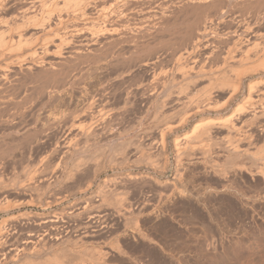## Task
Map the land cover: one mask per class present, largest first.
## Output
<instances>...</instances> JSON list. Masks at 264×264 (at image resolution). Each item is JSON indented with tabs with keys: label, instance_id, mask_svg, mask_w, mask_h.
<instances>
[{
	"label": "rangeland",
	"instance_id": "1",
	"mask_svg": "<svg viewBox=\"0 0 264 264\" xmlns=\"http://www.w3.org/2000/svg\"><path fill=\"white\" fill-rule=\"evenodd\" d=\"M127 1L91 4L97 11L103 8L102 14L113 15L107 24L116 30L110 38L104 36L100 39L101 46L95 49H101L97 55L101 54L96 58L90 52L85 55L87 58L70 59L71 64L68 59L59 62L51 58L53 65H58H52L54 70L47 66L29 72L19 67L6 79L8 82L0 80V231L33 229L41 218L70 213L73 205L85 203L97 192L107 189L110 197L116 194L110 198V203L115 198L116 201L109 204L112 209L106 206L110 219L104 230L96 238H85L83 233L80 238L72 235V242L65 246L69 250L73 248V242L82 240L78 246L81 248L79 253L60 251L61 256L56 260L53 255L58 254L60 248L56 246V254L46 253L41 259H34L38 262L33 261L34 264H264V153H261L264 150V132L262 140L254 141L255 146H249L245 140V143L240 142L242 151L234 149L235 153L230 140L237 141L238 133L235 139H230L226 131L215 129L218 130L216 133L212 129L208 137H202L200 132L206 130L203 128L199 135L185 139L192 135L196 125L208 120L225 122L231 118L236 126H240L243 124L241 121L263 111L264 65L260 62L264 61V0H218L219 3L217 0L205 3L188 0ZM20 5L24 6V2L13 5L14 9L11 7L8 14L22 8ZM245 22L263 34L260 41L254 42L243 36L241 28ZM204 24L212 30L200 36L198 33L202 32ZM198 36L204 43H216L205 53L216 52L212 63L213 68L219 67L217 74L223 75L221 72H224L234 79L236 69L240 71L241 92L233 99L226 101L227 97L223 99L224 95L216 93L210 102L205 97V92L211 89L209 82L193 87L182 78L185 68L188 70L191 65L193 54L190 50L195 53ZM109 42L111 48H104ZM235 42L242 49H250L247 56L251 60L246 57L247 60L243 58L246 61L231 63L232 69L224 68L221 59ZM254 44L259 45L258 49ZM244 49L242 52L238 49L237 55L243 54L239 57L246 56ZM104 50L109 52L105 53L107 59L103 55ZM112 52H119L120 57ZM91 55L92 61L95 58L93 63L89 61ZM114 58L118 59L115 61ZM96 59H100V63ZM183 59H187V63ZM185 83L187 89H184ZM250 83L258 84L251 97ZM168 92L175 96L180 94V97L185 93L183 98L186 97L187 106L179 111L172 103V109H164L165 114L161 117L159 105ZM212 102L215 103L214 108L208 104ZM88 105L97 107L88 116L97 117L95 114L100 109L107 111V124L102 123L96 129L88 142L91 145L79 137L72 145L78 148H73L70 153H64L63 149L56 151L55 146H63L64 132V123L58 122L86 110ZM197 105H201L198 111ZM242 106L246 107L242 111L245 114L240 117ZM257 125L252 129V126L244 125L246 128L243 129L249 135L251 131L248 130L257 131L261 128L259 125L262 126ZM242 133L240 139L242 135L244 138L247 136ZM90 151L94 155H90ZM46 243L56 245L52 240Z\"/></svg>",
	"mask_w": 264,
	"mask_h": 264
},
{
	"label": "bare ground",
	"instance_id": "2",
	"mask_svg": "<svg viewBox=\"0 0 264 264\" xmlns=\"http://www.w3.org/2000/svg\"><path fill=\"white\" fill-rule=\"evenodd\" d=\"M103 1H110V0H0V80H5L8 79L11 75V73L14 72L15 68H21L24 67L26 68V70H28L29 72H33V70L35 68H40V67H55L56 65H53L55 63L51 62V58H54L56 60H58L60 62V60L62 61L63 59H68L67 61L69 62V64H71L70 59H73V61L76 58H80L82 59V57H84L86 54H93L94 57L96 58V56L98 54L99 49L97 50V48L95 49V47L98 45H100L99 41L100 39H103L102 37L107 36L109 37L110 35H113L114 32L116 31L113 28V25L109 26L107 24L108 21H110V17L108 14L104 15L103 13V8L102 9H92V5L91 4H95V2H103ZM126 2H128L127 0H124ZM191 3H199V2H204L207 0H188V2ZM218 1V0H217ZM260 1V0H259ZM20 2H24V6L20 5L19 7L22 8H18L15 12L8 14V12L10 11L11 7L13 8L15 6V4H18ZM205 3V2H204ZM219 3V1H218ZM221 3V2H220ZM253 3V2H252ZM264 3V2H263ZM25 4H27L25 6ZM93 4V5H94ZM105 4V3H104ZM109 4V3H108ZM117 4V3H116ZM120 4V3H119ZM127 4V3H126ZM210 4V3H209ZM215 4V3H214ZM256 4V3H255ZM14 5V6H13ZM97 5V4H96ZM128 5V4H127ZM208 5V4H207ZM224 5V4H223ZM233 5V4H232ZM164 6V5H163ZM189 6V5H188ZM214 6V5H213ZM221 6V5H220ZM242 6V5H241ZM257 6V5H256ZM105 7V6H103ZM171 7V6H170ZM260 7V6H259ZM264 7V6H263ZM99 8V7H98ZM205 8V7H203ZM209 8V7H208ZM219 8V6H218ZM14 9V8H13ZM150 9V8H149ZM164 9V8H163ZM183 9V8H182ZM185 9V8H184ZM193 9V8H192ZM222 9V8H221ZM255 9V8H254ZM12 10V9H11ZM95 11L94 13L91 12ZM166 10V9H165ZM181 10V9H180ZM210 10V9H209ZM216 10V9H215ZM234 10V9H232ZM251 10V8H250ZM259 10V9H258ZM122 11V10H121ZM156 11V10H155ZM164 11V10H163ZM182 11V10H181ZM188 11V10H187ZM199 11V10H198ZM207 11V10H206ZM220 11V10H219ZM224 11V10H222ZM256 11V10H255ZM254 11V13H255ZM12 12V11H11ZM106 12V11H105ZM114 12V11H113ZM231 12V10H230ZM235 12V10L233 11ZM232 12V13H233ZM112 13V12H111ZM122 13V12H121ZM124 13V12H123ZM126 13V11H125ZM124 13V14H125ZM195 13V12H194ZM202 13V12H201ZM223 13V12H221ZM260 13V12H259ZM123 14V15H124ZM154 14V13H153ZM252 14V13H251ZM119 15V14H118ZM122 15V17H123ZM127 15V14H126ZM120 16V15H119ZM207 16V15H206ZM221 16V15H220ZM244 16V14H243ZM121 17V18H122ZM183 17V16H182ZM216 17V16H214ZM241 17V16H240ZM254 17V14H253ZM260 17V16H259ZM128 18V17H127ZM221 18V17H220ZM235 18V16H234ZM251 18V17H250ZM173 19V18H172ZM206 19V18H205ZM245 19V18H244ZM112 20V19H111ZM122 20V19H121ZM166 20V19H165ZM174 20V19H173ZM212 20H213V16H212ZM222 20V19H221ZM247 20V19H245ZM252 20V19H251ZM164 21V20H163ZM190 21V20H189ZM196 21V20H195ZM210 21V19H209ZM250 21V20H249ZM261 21V20H260ZM259 21V22H260ZM114 22V21H113ZM243 22V21H242ZM121 23V22H120ZM126 23V22H125ZM195 23V22H194ZM202 23V22H201ZM212 23V22H211ZM244 23V22H243ZM249 23V22H248ZM246 24L244 27L241 28V32L244 34H242L244 37L246 36L249 40H259L260 38H262L263 34H261L258 31H255L254 28L252 27V25ZM230 24V23H229ZM235 24V23H234ZM119 25V24H118ZM117 25V26H118ZM165 25V24H164ZM228 25V24H227ZM190 26V25H189ZM205 26V27H204ZM204 29L201 30L202 32L199 31L198 35H203L206 33H208L209 31L211 32L212 28L206 27V24H204ZM208 26V25H207ZM215 26V25H214ZM235 26V25H234ZM261 26V25H260ZM124 27V26H123ZM185 27V26H184ZM194 27V26H193ZM116 28V27H115ZM227 28V27H226ZM231 28V27H230ZM238 28V27H237ZM117 29V28H116ZM201 29V28H200ZM199 29V30H200ZM121 30V29H120ZM182 30V29H181ZM185 30V29H184ZM187 30V29H186ZM197 30V29H196ZM229 30V29H228ZM237 30V29H236ZM235 30V31H236ZM119 31V30H117ZM162 31V30H161ZM157 32V31H156ZM188 32V31H187ZM193 32V31H192ZM197 32V31H196ZM126 33V32H125ZM133 33V32H132ZM161 33V32H160ZM170 33V32H169ZM180 33V32H179ZM216 33V32H215ZM231 33V31H230ZM229 33V34H230ZM235 33V32H234ZM176 34V33H175ZM178 34V33H177ZM218 34V33H217ZM261 34V35H260ZM117 35V34H116ZM195 35V34H194ZM122 36V35H121ZM161 36V35H160ZM196 36V35H195ZM198 36V37H200ZM212 36V35H211ZM141 37V36H140ZM197 37V46H196V51L194 53L193 49L190 50L191 54H193V56L191 57L189 62V65L187 67H189V71L187 72V68L186 69V73H184L182 78L189 81V84H193V87H197L195 85L199 84V83H204V82H209L211 89L206 93L207 96H205L206 98H208V100L211 102L213 101V98H215L216 96H214L216 93L217 94H221L224 95V97H222L223 99L225 97L226 101H228L229 99L231 100V98L233 99L234 96H236L239 92H241V88H240V71L238 72L236 69V73L234 77V79H231V75H227L224 74V72L220 75L217 74V72L219 70V67L215 66V68H213L214 64L212 63V59L214 60L213 56H217L213 55L215 53H213V51L206 52L205 50L209 51L208 49L211 47V45H213L211 42H207L204 43L202 42V38H198ZM110 38V37H109ZM117 38V37H116ZM115 38V39H116ZM123 38V37H122ZM144 38V37H143ZM174 38V37H173ZM184 38V37H183ZM233 38V36H232ZM243 38V37H242ZM264 38V37H263ZM189 39V38H188ZM210 39V38H209ZM213 39V37H212ZM245 39V38H244ZM123 40V39H122ZM171 40V39H170ZM241 40V39H240ZM246 40V39H245ZM264 41V39H262ZM261 40V41H262ZM139 41V40H138ZM216 40H213V42H215ZM220 42V40H218ZM227 41V40H226ZM242 41V40H241ZM115 42V41H114ZM113 42V44H114ZM120 42V41H119ZM172 42V41H171ZM194 41V45L196 43ZM252 41V43H254ZM102 43V42H101ZM106 43V42H105ZM117 43V40H116ZM128 43V42H127ZM143 43V42H142ZM192 43V42H191ZM211 43V44H210ZM176 44V43H175ZM184 44V43H183ZM186 44V43H185ZM216 44V43H215ZM214 44V45H215ZM218 44V43H217ZM221 44V42L219 43ZM218 44V45H219ZM240 44V43H239ZM246 44V43H245ZM258 44H260L258 42ZM108 45V44H107ZM112 45V44H111ZM117 45V44H116ZM125 45V43H124ZM142 45V44H141ZM244 45V42H243ZM256 45V49L257 44ZM254 45H252L254 47ZM262 45V44H261ZM103 46H106L103 45ZM102 46V47H103ZM114 46V45H113ZM112 46V47H113ZM167 46V45H165ZM169 46V45H168ZM181 46V45H180ZM184 46V45H183ZM210 46V47H209ZM222 46V45H221ZM226 46V45H225ZM233 46V45H232ZM231 46V47H232ZM249 46V45H248ZM110 47V42L107 48ZM116 47V46H115ZM172 47V46H171ZM229 47V46H228ZM242 47V46H241ZM238 47V44L235 42L234 46L232 48H229L225 54V56L221 59L222 63V67H231L233 64L235 65L238 64V62H242L243 60L246 61L248 57L247 54L250 52V49H244V51L246 50V56H241V54L238 56L237 55V51L239 49H241L242 52V48ZM102 48V50L104 49ZM111 48V47H110ZM109 48V49H110ZM117 48V47H116ZM140 48V47H139ZM184 48V47H183ZM199 48V49H198ZM215 48V47H214ZM222 48V47H221ZM254 48V49H255ZM114 49V48H113ZM144 49V48H143ZM218 49V48H217ZM115 50V49H114ZM183 50V49H182ZM189 50V49H188ZM197 50H199L198 54H196ZM200 50H203L202 53H200ZM253 50V48L251 49ZM101 51V49H100ZM99 51V52H100ZM105 51V50H104ZM107 51V50H106ZM106 51L104 52L103 55H105L106 57ZM112 51V49L110 50ZM216 51V50H215ZM238 51V52H239ZM243 51V52H244ZM257 51V50H256ZM88 52V53H87ZM108 52V51H107ZM121 52V51H119ZM115 53L117 55V57H120V55H118V53ZM140 52V51H138ZM184 52V51H183ZM188 52V51H186ZM109 53V52H108ZM112 52V54H114ZM130 53V51L128 52ZM135 53V52H134ZM137 53V52H136ZM125 54V53H124ZM123 54V55H124ZM133 54V53H131ZM189 54V55H191ZM255 54V53H254ZM264 54V53H263ZM110 55V54H109ZM188 54H186L187 56ZM243 55V54H242ZM250 55V54H249ZM113 56V55H112ZM110 56V57H112ZM126 56V55H124ZM184 56V57H186ZM90 57V56H89ZM92 55H91V59L89 61H92ZM103 57V56H102ZM147 57V55H146ZM85 58H87L85 56ZM83 60H86V59ZM95 58L93 62H95ZM100 58V57H97ZM113 58V57H112ZM137 58V57H136ZM183 58V57H182ZM190 58V57H188ZM187 58V59H188ZM220 58V57H219ZM245 58V59H243ZM250 60L251 58L248 57ZM75 60V61H78ZM103 58H101L102 60ZM107 59V57L105 58ZM104 59V60H105ZM118 59V58H116ZM116 59L114 58V60L116 61ZM121 59V58H120ZM180 59V58H179ZM185 59V58H184ZM186 62V60H184ZM55 60V61H56ZM82 62H85L83 61ZM101 61L100 59H96L97 62ZM123 60V58H122ZM216 60V58H215ZM219 60V59H218ZM66 61V62H67ZM72 61V60H71ZM72 61V63H73ZM119 61V60H118ZM124 61V60H123ZM129 61V60H128ZM153 61V60H152ZM217 61V60H216ZM54 62V61H53ZM67 62V63H68ZM114 62V61H113ZM121 62V61H120ZM119 62V63H120ZM126 62V61H125ZM143 62V61H142ZM181 62V61H180ZM214 62V61H213ZM234 62V63H233ZM57 63V62H56ZM75 63V62H74ZM77 63V62H76ZM75 63V65H76ZM81 63V61H80ZM79 63V64H80ZM100 63V62H99ZM111 63V61H110ZM118 63V65H119ZM135 63H137L135 61ZM187 63V62H186ZM215 64L218 62H214ZM232 63V65H231ZM260 65H264L262 63H264L263 59L262 62H260ZM64 64V63H63ZM84 64V63H83ZM95 64V63H94ZM97 64V63H96ZM102 64V63H101ZM115 64V62H114ZM121 64V63H120ZM126 64V63H125ZM145 64V63H144ZM150 64V63H149ZM219 64V63H218ZM53 65V66H52ZM66 65V64H65ZM93 65V64H92ZM116 65V64H115ZM58 66V65H57ZM56 66V67H57ZM60 66V65H59ZM79 66V65H78ZM114 66V65H113ZM127 66V65H126ZM220 66V65H219ZM254 66V65H253ZM54 67L51 68V70H54ZM101 67V66H100ZM104 67V66H103ZM131 67V66H130ZM224 67V68H225ZM235 67V66H234ZM250 67V66H249ZM69 68V67H68ZM74 68V67H73ZM77 68V66H76ZM75 68V69H76ZM114 68V67H113ZM218 68V69H217ZM223 68V69H224ZM240 68V67H238ZM23 69V68H22ZM49 69V68H48ZM56 69V68H55ZM108 69V68H107ZM184 69V68H183ZM232 69V67L230 68ZM41 70V69H40ZM59 70V69H58ZM61 70V69H60ZM88 70V69H87ZM125 70V69H124ZM182 70V69H181ZM217 70V71H216ZM221 70V69H220ZM246 70V69H245ZM83 71V70H82ZM227 71V70H226ZM232 71V70H231ZM55 72V71H54ZM64 72V71H63ZM129 72V71H128ZM235 72V71H234ZM53 73V72H52ZM125 73V72H124ZM130 73V72H129ZM183 73V72H182ZM56 74V73H55ZM58 74V73H57ZM65 74V73H64ZM71 74V73H70ZM229 74V72H228ZM53 75V74H52ZM66 75V74H65ZM64 75V76H65ZM119 75V73H118ZM126 75V73H125ZM240 77H237V76ZM58 76V75H57ZM67 76V75H66ZM78 76V75H77ZM123 76V75H122ZM127 76V75H126ZM68 77V76H67ZM117 77V76H116ZM39 78V77H38ZM181 78V79H182ZM67 79V78H66ZM71 79V78H70ZM77 79V78H76ZM120 79V78H118ZM182 79V81H183ZM69 80V79H68ZM111 80V79H110ZM109 80V81H110ZM113 80V79H112ZM111 80V81H112ZM36 81V80H35ZM40 81V80H39ZM45 81V80H44ZM43 81V83H44ZM51 81V80H50ZM49 81V84H50ZM56 81V80H55ZM58 81V80H57ZM56 81V82H57ZM60 81V80H59ZM75 81V80H74ZM77 81V80H76ZM8 82V81H7ZM48 82V81H47ZM117 82V81H116ZM63 83V82H62ZM187 83V82H186ZM186 83L184 85H186ZM261 84L262 82H258V84ZM33 84V83H32ZM34 84H36L34 82ZM42 84V83H41ZM40 84V85H41ZM48 84V86H49ZM53 84V83H52ZM57 84V83H56ZM55 84V85H56ZM188 84V85H189ZM258 84H251L249 85V96L251 97L252 92L255 91V89L257 88ZM43 85V84H42ZM59 85V84H58ZM57 85V86H58ZM167 85V84H166ZM2 86V84H1ZM47 86V85H46ZM62 86V85H61ZM170 86V85H168ZM54 87V86H53ZM59 87V86H58ZM57 87V88H58ZM166 87V86H165ZM180 87V86H179ZM1 88V87H0ZM38 88V87H37ZM42 88V87H40ZM45 88V87H44ZM156 88V87H155ZM164 88V87H163ZM162 88V89H163ZM183 88V86H182ZM182 88H180L182 90ZM47 89V88H45ZM52 89V88H51ZM159 89V88H158ZM166 89V88H165ZM184 89H187V85L186 87H184ZM189 89V87H188ZM39 90V89H38ZM41 90V89H40ZM176 90V89H175ZM192 90V89H191ZM43 91V90H42ZM49 91V90H48ZM47 91V92H48ZM131 91V90H130ZM156 91V89H155ZM164 91V90H163ZM162 91V92H163ZM167 92V91H166ZM39 93V92H38ZM164 93V92H163ZM179 93V92H178ZM43 94V93H41ZM46 94V93H45ZM158 94V93H157ZM166 97L165 99H163L164 101L162 102V104L159 105V109L160 111H158V113L160 112V116L162 117L163 111L164 109H168L171 108V104L174 103L176 105V108L181 111L180 109H184L187 105L186 102V97L185 99L183 98V94L180 97V94H178L179 96H175L172 95V93H166ZM160 95V94H159ZM4 96V95H3ZM165 96V95H164ZM174 96V97H173ZM46 97V96H45ZM164 98V97H163ZM176 98V99H174ZM48 99V98H47ZM2 100V99H1ZM44 100V99H43ZM153 100V99H152ZM188 101V100H187ZM44 102V101H43ZM46 102V101H45ZM44 102V103H45ZM92 102V101H91ZM89 102V103H91ZM202 102V101H201ZM9 103V102H8ZM95 103V102H94ZM161 103V102H160ZM218 103V102H217ZM224 103V102H223ZM222 103V104H223ZM43 104V103H42ZM100 104V103H99ZM189 104V102H188ZM206 104V103H205ZM204 104V105H205ZM209 106L211 107H215V103H208ZM225 104V103H224ZM49 105V104H48ZM90 105V104H89ZM87 107V109L81 111V112H76L73 115H71L70 117H66L64 118V120H62V122H58L60 124L64 123L62 126L64 128V132H63V146H53L56 149H63L66 152L72 151V149L75 147L78 148V146H72L74 145V143L77 141V138H84V141H87V143L89 142L90 138L95 135V131L98 127L101 126V124L105 123V118L106 116H108L109 113H107V111H103V109L100 111H98V114H95L97 117L94 116H88V113L90 111H92V109H96L94 106L92 107ZM91 105H95L92 104ZM214 105V106H213ZM219 105V104H218ZM226 105V104H225ZM158 106V105H157ZM189 106V105H188ZM192 106V105H190ZM38 107V106H37ZM45 105L43 106L44 109ZM47 107V106H46ZM85 107V108H86ZM101 107V106H99ZM175 107V106H174ZM192 107H195L192 106ZM210 107V108H211ZM222 107V106H221ZM123 108V107H122ZM197 111L201 108V105H197L196 106ZM205 108V107H204ZM244 106H242V108H240L239 112L245 111ZM148 109V108H147ZM172 109V108H171ZM176 109V110H177ZM186 109V108H185ZM191 109V107H190ZM209 109V108H208ZM216 109H217V105H216ZM174 110V111H176ZM194 110V109H193ZM192 110V111H193ZM202 110V109H201ZM205 110V109H204ZM211 110V109H209ZM95 111V110H94ZM94 111H92L91 113H93ZM167 111V110H166ZM212 111V110H211ZM237 111V110H236ZM248 111V109H247ZM106 112V113H105ZM183 112V111H182ZM195 112V111H194ZM200 112V111H199ZM238 112V113H239ZM260 113V114H259ZM257 113H251L253 115H251L252 117L245 120L244 122L241 121L242 127H237L234 119L232 120L231 118H229L228 120L226 119V121H219V120H208L206 121V123L204 124H198L194 127L193 133L190 136L185 137V139L187 138H192V136L194 134H197L198 132H200V130H202L203 128L206 129L203 132L201 131L200 133H202V137L203 136H207V134L209 133V131L215 130V129H220V130H224V132L226 131V133L229 136L230 139H235V135L238 133V138L241 135L240 132L246 133V131H244V129L246 128V126H252L250 127L251 129L254 128L255 124H262L259 125L261 128L259 130H254L252 132V130H248L250 133L249 135L247 134V136H245L246 134H244L245 138L242 139L241 137V141L236 137L237 141H232L230 140V143L232 146H234V148H232V150H238V152H240V149L242 148V144H240V142L245 143V140H247V143H249V146H255L253 145L254 141H260V139L262 138V134L264 132V109L263 111ZM90 114V113H89ZM113 114V113H112ZM165 114V113H164ZM163 114V115H164ZM189 114V113H188ZM240 117L243 114L240 113ZM68 116V114H67ZM73 116V117H72ZM110 116V115H109ZM158 116V115H156ZM235 116V115H234ZM239 116V115H238ZM238 116H236L235 118H237ZM250 116V115H249ZM63 117V116H62ZM161 117L159 119H161ZM166 117V116H165ZM164 117V118H165ZM170 117V116H169ZM70 118V119H69ZM168 118V117H167ZM239 118V117H238ZM85 119V120H83ZM107 119V118H106ZM158 119V118H155ZM112 120V119H111ZM123 120V119H122ZM163 120V119H162ZM58 121V120H57ZM108 121V120H106ZM237 122H239L240 120H236ZM59 124V125H60ZM107 123H105L106 125ZM44 125V124H43ZM42 125V126H43ZM52 125V124H51ZM56 125V124H54ZM246 125V126H244ZM109 126V125H108ZM258 126V125H257ZM45 127V126H44ZM166 127V126H165ZM245 127V128H244ZM256 127V126H255ZM49 128V127H48ZM103 128V127H102ZM244 128V129H243ZM51 129V128H50ZM166 129V128H165ZM208 129V131H207ZM249 129V128H248ZM256 129V128H255ZM163 130V129H162ZM218 130H215L218 131ZM105 131V130H104ZM107 132V130L105 131ZM110 132V131H109ZM108 132V133H109ZM165 132V131H164ZM102 133V132H101ZM198 133V135L200 134ZM214 133V132H212ZM217 133V132H216ZM219 133V132H218ZM242 133V134H243ZM106 134V133H105ZM110 134V133H109ZM220 135V134H219ZM205 136V137H206ZM209 136V134H208ZM207 136V137H208ZM198 137V136H197ZM228 137V138H229ZM233 137V138H232ZM190 138V139H191ZM227 138V139H228ZM59 140V139H58ZM79 140V139H78ZM239 140V141H238ZM262 140V139H261ZM264 140V138H263ZM177 141V140H176ZM228 142V141H227ZM62 143V142H61ZM80 143V142H79ZM94 143V142H93ZM229 143V144H230ZM89 144V143H88ZM87 144V145H88ZM55 145V144H54ZM91 145V144H89ZM230 145V146H231ZM96 145H94L95 147ZM87 147V146H86ZM92 146H88L87 150H84V152H87L88 150H90ZM76 148V149H77ZM90 148V149H89ZM54 150V149H51ZM54 150V153H56ZM101 150V149H100ZM234 150V153H235ZM57 151V150H56ZM80 151V150H78ZM97 151V150H96ZM99 151V150H98ZM97 151V153H98ZM242 151V149H241ZM245 152H249V150H244ZM243 151V152H244ZM100 152V151H99ZM105 152V151H104ZM238 152L236 153L238 155ZM5 153V152H4ZM76 153V152H75ZM80 153V152H79ZM91 153V151L89 152V154ZM96 153V152H95ZM230 153V152H229ZM253 153V152H252ZM264 153V150L263 152ZM46 154V153H45ZM88 154V155H89ZM93 154V153H91ZM90 154V155H91ZM52 155V154H50ZM94 155V154H93ZM103 155V153L101 154ZM255 155V154H254ZM260 155V154H259ZM66 156V155H65ZM87 156V155H86ZM262 156V155H260ZM264 156V155H263ZM262 156V157H263ZM264 158V157H263ZM66 159V158H65ZM102 159V158H101ZM100 159V160H101ZM93 161V160H92ZM234 161V160H233ZM78 162V161H77ZM81 162V161H80ZM100 162V161H99ZM46 163V162H45ZM94 163V162H93ZM240 164V163H239ZM94 165V164H93ZM77 166V165H76ZM98 166V165H97ZM58 167V166H55ZM78 167V166H77ZM81 167V166H80ZM83 167V166H82ZM81 167V168H82ZM244 167V166H243ZM246 167V166H245ZM60 168V167H59ZM79 170V169H78ZM242 170V169H241ZM75 171V169H74ZM217 171V170H216ZM263 171V170H262ZM78 172V171H77ZM220 174V173H219ZM223 174V173H222ZM221 174V175H222ZM104 188V187H103ZM109 188V187H108ZM106 189V187L104 188ZM112 189V188H111ZM114 192V191H113ZM183 192V191H181ZM108 190L106 189L105 191L102 189L101 191L97 192L96 196H93L92 199L86 201L85 203H80L79 205H73L70 213H64L65 214H54L52 217L47 216L44 219H40L38 222H36L35 224V228H31L28 229L27 231H23L20 230L18 231L17 228L10 230L9 231H0V264H4L7 262H13V263H18L19 264H34L33 261L35 262L36 260H38V258H42L44 255H46V253H53L56 254L58 248H56V246H59L62 250H58V254L53 255L54 258L56 260H58V258H60L61 255H59V252L62 251L64 252H75V253H79L78 250H80L81 248H79V242H82V240H80L79 242H73V248L68 249V247L65 246L66 243L72 242V240L70 239L71 236H75V237H79L81 233H83L86 237L85 238H96L99 234V232L101 233L102 230H104V228L106 227V222L108 221L109 216L107 214V210L106 206L109 204H112L114 202V199L112 203H110V198L114 197L113 196H109L111 193H109L108 195ZM118 198V197H117ZM64 200V199H62ZM116 201V200H115ZM79 202V201H78ZM118 202V201H117ZM122 202V201H121ZM124 202V201H123ZM59 203V202H58ZM115 204V203H114ZM116 205V204H115ZM48 206V205H47ZM114 206V205H113ZM124 206V205H123ZM107 207H112V205L107 206ZM109 208V209H110ZM116 208V207H115ZM112 209V208H111ZM118 209V208H117ZM109 211V210H108ZM111 211V210H110ZM118 213V211H117ZM127 213V212H126ZM118 216V215H117ZM121 216V215H120ZM33 217V216H32ZM21 219V218H20ZM83 221H85L83 223ZM111 222V221H110ZM6 224V223H5ZM2 225V224H1ZM105 225V227H104ZM108 225V224H107ZM4 227V226H3ZM1 228V227H0ZM10 228V227H9ZM103 228V229H101ZM1 230V229H0ZM2 230H6V229H2ZM82 236V235H81ZM80 238V237H79ZM47 240H52L56 242V245H48L46 242ZM59 244H58V243ZM54 243V242H53ZM72 244V243H71ZM79 246V247H78ZM54 247L56 249H54ZM86 250V249H85ZM98 252V250H96ZM74 253V254H75ZM92 253V252H91ZM73 254V255H74ZM90 254V253H89ZM95 254V253H94ZM92 254V255H94ZM101 254V253H100ZM49 256V254H47ZM79 255V254H78ZM91 255V254H90ZM97 255V254H96ZM80 256V255H79ZM85 256V255H84ZM84 256H82V258H84ZM25 257V258H23ZM68 257V256H67ZM81 257V256H80ZM22 258L24 260H22ZM78 258V257H77ZM76 258V259H77ZM94 258V257H93ZM98 258V257H97ZM96 258V259H97ZM36 259V260H34ZM62 259V258H61ZM67 259V258H66ZM70 259V258H69ZM81 259V258H80ZM78 259V261L80 260ZM87 259V258H86ZM89 259V257H88ZM21 260L23 261L22 263ZM51 260V258H50ZM56 260L54 262H56ZM75 260V259H74ZM93 260V259H92ZM96 260L94 259L93 262H95ZM102 261V260H101ZM25 262V263H24ZM49 262V261H48ZM51 262V261H50ZM61 262V260H60ZM83 263V260L81 261ZM92 262V263H93ZM38 263V262H35ZM41 263V261H40ZM53 263V262H52ZM96 263V262H95ZM99 263V261H98ZM59 264V263H58Z\"/></svg>",
	"mask_w": 264,
	"mask_h": 264
}]
</instances>
